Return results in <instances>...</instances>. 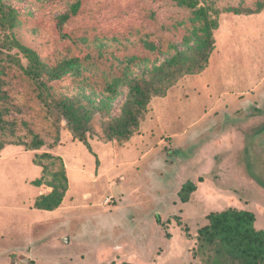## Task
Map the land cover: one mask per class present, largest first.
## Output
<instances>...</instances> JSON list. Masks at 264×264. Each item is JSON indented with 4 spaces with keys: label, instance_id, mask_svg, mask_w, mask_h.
I'll return each mask as SVG.
<instances>
[{
    "label": "rangeland",
    "instance_id": "374dc122",
    "mask_svg": "<svg viewBox=\"0 0 264 264\" xmlns=\"http://www.w3.org/2000/svg\"><path fill=\"white\" fill-rule=\"evenodd\" d=\"M0 1L14 14L0 26V264H204L209 213L249 211L264 230V0H193L216 27L192 74L175 63L199 62L203 22L173 0ZM14 43L46 70L77 65L40 90ZM137 85L168 89L127 140H108ZM64 99L88 113L86 144L55 108ZM61 164V204L35 209Z\"/></svg>",
    "mask_w": 264,
    "mask_h": 264
},
{
    "label": "trees",
    "instance_id": "16d2710c",
    "mask_svg": "<svg viewBox=\"0 0 264 264\" xmlns=\"http://www.w3.org/2000/svg\"><path fill=\"white\" fill-rule=\"evenodd\" d=\"M180 7L195 10L194 15L197 19L203 22L198 28L196 49L198 52L199 62L196 66L193 62L187 64L179 58V62L175 63L177 72L184 74L200 73L205 64L207 55L210 52L213 41L211 29L216 27L215 20L209 18L203 8L196 9L193 0H173ZM237 13V11H235ZM63 20H67L68 16H63ZM14 23V14L10 8H6L0 1V26L2 28H12ZM11 47V46H10ZM14 47L19 50L27 61L26 68L23 69L24 75L38 84L40 90L45 88L43 82L44 77L57 80L65 73L74 69L77 65V60H70L63 65L46 70L45 66L39 61L37 54L18 43H14ZM178 59V58H177ZM176 59L167 63V67L174 64ZM165 67L160 69V81H164L163 77ZM171 78V77H170ZM169 78V79H170ZM168 86L161 89L146 88L140 85L134 86L131 90L132 97L129 105L123 112V118L119 121L116 127L107 130V139L117 138L120 141L127 140L138 126V117L145 112V107L148 105L152 97H161L164 95ZM0 98L1 91H0ZM41 99V98H40ZM56 110L61 113L67 126L83 144H86L85 133L89 123L88 113L86 110L77 106L73 100L64 99L55 102ZM42 146V142L34 140L31 143L33 149H38ZM2 145L0 144V150ZM41 158L54 159L61 162L59 158H53L49 154H44ZM53 180L50 182L52 191L41 196L34 204L35 209L42 211H53L58 208L62 202L63 193L67 179L64 174V168L61 164L59 176L53 175ZM56 181L58 184H54ZM35 185H40V180L34 182ZM195 187L191 182L186 183L179 191V198L182 203H187L189 194L194 191ZM208 224L197 231L196 237V257H204V264H264V230H256L254 228L255 216L252 212L227 209L221 212H212L206 216Z\"/></svg>",
    "mask_w": 264,
    "mask_h": 264
}]
</instances>
